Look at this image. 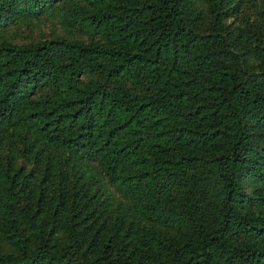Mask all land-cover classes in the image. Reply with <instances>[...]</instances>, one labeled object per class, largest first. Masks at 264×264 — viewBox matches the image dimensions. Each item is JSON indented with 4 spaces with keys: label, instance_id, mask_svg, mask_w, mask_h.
<instances>
[{
    "label": "trees",
    "instance_id": "16d2710c",
    "mask_svg": "<svg viewBox=\"0 0 264 264\" xmlns=\"http://www.w3.org/2000/svg\"><path fill=\"white\" fill-rule=\"evenodd\" d=\"M74 1L100 38L0 42V264H264V28Z\"/></svg>",
    "mask_w": 264,
    "mask_h": 264
},
{
    "label": "rangeland",
    "instance_id": "374dc122",
    "mask_svg": "<svg viewBox=\"0 0 264 264\" xmlns=\"http://www.w3.org/2000/svg\"><path fill=\"white\" fill-rule=\"evenodd\" d=\"M236 1L239 2V6L227 21L231 27H243L250 31L253 29L255 31L258 26L264 28L260 16L264 0H232L231 4ZM74 4V0H59L52 6L39 9L29 3L17 2L16 11H9L3 3L6 12L0 18V42L26 43L54 37L86 42L92 38H100V33H90L85 28L73 25L69 17ZM254 146L263 147L264 136L256 137ZM255 185L253 178L246 181V189L250 192L253 191ZM10 248L11 245L3 241L1 249L9 250Z\"/></svg>",
    "mask_w": 264,
    "mask_h": 264
}]
</instances>
